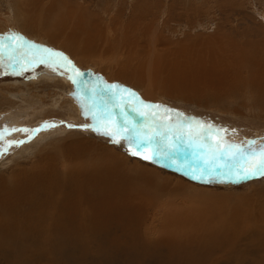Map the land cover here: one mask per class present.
I'll use <instances>...</instances> for the list:
<instances>
[{
    "label": "rangeland",
    "instance_id": "374dc122",
    "mask_svg": "<svg viewBox=\"0 0 264 264\" xmlns=\"http://www.w3.org/2000/svg\"><path fill=\"white\" fill-rule=\"evenodd\" d=\"M26 1L0 0V42L11 51L7 46L15 47L21 41L13 42L4 37L15 35L22 38L25 48L28 44L36 46L32 53L20 62L10 60L9 52L0 55V104L17 102L18 100H12L13 94L26 89H29L27 92H29L28 97H32V105L37 103L39 97L46 104H54L58 100L62 101L60 103H65L70 99L71 88L76 94H80L82 82L86 87L83 95L93 102L95 109L92 111L93 114L101 115L105 107L104 102L111 99L113 91H119V99L124 111L127 105L132 109L141 107V102L160 105L158 117L165 115L164 108L172 109L174 110L170 113L172 122L177 120L176 113H180L181 119L186 117L188 121L203 123L205 121V124L213 125L214 129L224 130L220 133L224 143L238 145L248 151L253 148L257 151L264 148V0ZM30 1L31 5H29ZM43 48L62 53L71 64L68 65L61 57L40 63V56L44 54L39 50ZM15 55L19 57V53ZM32 56H35V59H32ZM184 63L187 64V68L183 66L178 71L187 73V79L197 76L198 81L191 80L196 83L195 87L186 89L183 93L184 91L176 89L177 86L171 90L167 89L170 87L164 82L163 88L160 83L165 74L169 76L168 78L165 76L167 79H171L167 72ZM49 70L57 73V79L40 83L38 78H42L41 75L44 76ZM77 71L84 75L78 77ZM157 71L159 76L156 75ZM73 79L77 80V84L72 83ZM64 81L67 84H64ZM108 85H116L117 88L110 90ZM124 89L128 91L125 92ZM163 89H166L167 93ZM132 93L135 95L132 96ZM6 94L11 99L7 98ZM126 95L132 96V101L135 103L130 104ZM18 98L20 100V97ZM134 109L127 113L128 116L137 126L144 125L148 118L138 115ZM118 110L120 108L113 109V122L116 124L113 125L114 127H122L123 124L121 110ZM46 115L48 118L27 125L28 133L25 136H16L10 140L24 141L20 143L23 147L33 142L41 130L49 127H66V131L59 137L61 142L57 146L65 141L74 142L85 138L101 145L96 150L103 155L109 156L113 153L117 160L114 175L119 177L117 190L121 195L131 197L133 200L138 198L145 205L148 222L153 218L159 221L157 216L160 218L167 207L194 209L197 218L201 222L206 221L209 226L217 227L222 221L232 220L243 228L241 235L254 242V244L250 241L244 242L245 245L253 248L242 249L249 252L242 264H258V262L254 263V260L264 259L262 254L264 176H249L230 183L218 179L211 182H206L209 179H193L176 166L174 168L172 162L169 163L161 158L159 162H151L143 160L140 156H132L124 145L125 141L121 140L119 144L113 143L111 136L102 134L103 127L100 132L94 130L98 124L97 120L82 124L71 123L61 109L51 110L50 107L44 114ZM106 121L103 122L107 124ZM85 125L88 127H84ZM3 130L4 127L0 128V132ZM29 136H31L30 140ZM213 137L209 138V143H216ZM4 142L2 140V143ZM2 143L0 146H3ZM12 145L0 156V179L5 182L2 183L5 188L0 189V192L16 188L26 175L33 173L31 169L25 173V176L18 178L12 186L6 184L9 178L21 172L23 168H29L31 161L38 160L58 148L55 144L53 147L45 148L46 152L36 149L26 156L19 155L17 154L19 151L14 150L19 144ZM87 146H90L88 150L96 147L91 143ZM193 150L184 148L174 159L183 160L190 164V167H203L202 164L196 163L199 158L193 157ZM80 151L86 152L85 149ZM55 154H58L60 159L62 156H77L68 152ZM68 159L84 166L78 157ZM226 163H231L226 156L218 161V164ZM67 165L70 167L68 173H75L76 168ZM60 166L59 163L56 168L59 170ZM145 171L160 176V182L153 185L148 174L144 175ZM92 173L89 171L87 176ZM212 175L216 178L221 175L233 176L229 174L227 167L217 168ZM80 177L84 178L83 172H80ZM59 178L60 176L56 178V182ZM154 192L159 195L152 196ZM90 199H86L87 202L85 200L84 203L89 204L98 200ZM38 200L33 194L28 204ZM16 207V202L0 206V212H9ZM25 208H34L44 217L49 210L48 204H43L41 208L34 205L21 206L17 209L18 217ZM212 209L221 214L217 213L220 216L214 215L215 219L209 221L204 212L208 210L206 212L210 214ZM97 217L100 220L107 219L105 215ZM94 221L92 218H87L80 223L89 225ZM149 224L146 223L148 226ZM157 225L160 224L156 223L155 227ZM8 227L6 226V229ZM233 230L232 227L230 233ZM97 237H86V242L85 239L78 241L79 246H83L84 243L87 245H84L87 249L82 252L83 255L81 249H77L75 255L70 254L73 252L68 250H65L66 252L59 250L61 252L56 251L53 255H45L46 251H43L44 255L41 254L39 259L34 257L30 262L34 259L36 264H51L55 258L57 264H100L101 261L102 264L129 263L124 262L123 255L119 252L122 246L114 249L107 241L109 245L104 244L103 248L107 250L104 252L102 250L104 240L102 237ZM46 239L47 236L40 233L30 237L25 245L20 246L18 244L20 239L8 237V242L0 246V264H10L21 256L23 250L27 251V256L37 245L40 247L38 243L42 244L44 240L48 242L46 247H50L52 242ZM100 253L103 254L102 257ZM91 254L94 257H91ZM95 256L99 258H97L98 262ZM156 257L158 256L155 254L149 256V258ZM226 261L231 260L219 253V259L213 264H225Z\"/></svg>",
    "mask_w": 264,
    "mask_h": 264
},
{
    "label": "bare ground",
    "instance_id": "6f19581e",
    "mask_svg": "<svg viewBox=\"0 0 264 264\" xmlns=\"http://www.w3.org/2000/svg\"><path fill=\"white\" fill-rule=\"evenodd\" d=\"M24 4L22 7H24ZM31 4L32 2L29 5ZM33 4L35 3L33 2ZM7 47H9L11 51L13 48H15L11 45ZM11 51L6 50L5 52ZM183 66L187 68V64L184 63V65H177V67L175 66L171 72L168 71L170 73L167 72V74H170L171 79H167L169 76L167 77L165 74L167 78L165 76L163 77L162 83H160L161 86L164 88L165 85H167V87H170L167 89L170 90L174 89V87L176 88L177 86L176 89H179L181 92L184 91L183 93H185L186 89L195 87L196 83L191 80L198 81V77L194 76L192 79L191 77L187 79V73L178 71V69ZM157 74L158 71L156 72V75ZM162 74L164 75V71ZM56 75V72L49 70L46 74H44V76L42 74V78L39 77L38 81H40V83L54 81L57 79ZM40 79H45L47 81H42ZM164 82L165 85H163ZM64 84H67V82L64 81ZM81 85L80 94H76L74 91H72V88L70 89V99H67L66 101L68 103H60L62 101L58 100V102L54 104H46V102L39 97L37 103L32 105V97H28L29 92H27L29 89L22 90L23 92H20L21 90L19 92L16 91L12 96V100H18L17 102L11 101L6 102L5 104H0V128L4 127V130L1 132L4 133L3 141H5L2 143V140H0V143L3 145L0 146V148L5 147L7 141H11V138L16 136H25L24 133L11 131L12 129H28L26 128L27 125L44 120L48 116H44V114L48 112L49 107L51 110H56L57 108H59V110L61 109L68 121L71 123L82 124L93 121L94 119L92 111L95 110L93 108V102H91L88 97L83 95V91L86 89V87L82 82ZM158 86L157 88H162L161 86ZM191 94H193V92ZM18 97H20V100ZM126 97L130 104L135 103L132 101V96L126 95ZM7 98L10 97L7 95ZM134 98L133 100H135ZM133 109L127 105L125 112L130 113L133 111ZM104 120L107 119L105 118ZM106 123H108V121H106ZM112 123L113 125H116L113 121ZM50 128L52 127L41 130L33 142L29 143L28 145L25 144L23 147H21L19 144L14 150L19 151L17 152L19 155L27 156L28 153L33 152L36 149L46 152L47 150H44L45 148L53 147L55 144L57 146L61 142V138L59 137H61L66 131V127ZM53 137L56 138L53 139ZM89 143L96 147L92 150H88V147L90 146H87V144ZM43 144H45V146ZM126 144L127 143L125 142L124 145L128 149V145ZM100 146L101 145L97 144L96 142L85 138L84 140H74V142L65 141L60 146H57V149L54 148L55 150L50 151V154H45L38 160L36 159L33 162L31 161L29 168H23L21 172L13 175L12 178H9L6 184L12 186L18 178L25 176V173H27L29 169H31L33 172L26 175L22 183L16 188L0 192V206L11 205L14 202L17 204V207L9 212H0V246H3L8 242V237L20 239L21 241H19L18 244L23 246L27 243V240H29L30 237L40 233L47 236V241L52 242L50 247H46L48 242H45V240L42 241V244L38 243L40 247H38V245L35 249L31 247L34 251L30 252L27 256V251H21V256L14 259L10 264H36L34 259L31 262L30 260L34 257L39 259L41 254H43V251H46L45 255H53V253L56 251L61 250L66 252L65 250H68L73 252L70 254L75 255L77 253V249H81L82 254V252L87 249V247H85L87 245L84 243L85 246H79L77 245V243H79L78 241L85 239L86 242V237L97 236L102 237L104 240L102 244V250L104 252L107 250L104 249L103 246L109 242L112 244L114 249H118L120 246H122L119 250V252L123 255L122 259H124V262H129H125V264H213L219 259V253L231 260L226 261L225 264H242V261L245 259L246 255L249 254V252L243 251L242 249H252L253 247L244 244L245 241L251 242V240L241 235L243 231L241 225L233 223L234 221L231 220V222L228 219L229 221H222L217 227L211 225L210 227L206 221L201 222V220L197 218L195 214L196 211H194V209L182 210L178 207L176 208L177 210L167 207L160 215V218L157 216L159 221L153 218L150 222H148L149 219L146 220L147 213L145 205L138 198L133 200L131 197L121 195V192L119 193L117 190V187L119 186V184L117 186V180H119V177L114 175V173H116L114 169L115 162L117 161L116 156H114L113 153H110L109 156H106V154L103 155L100 153V151L96 150ZM82 149H85L86 152H81L80 150ZM51 152H53V154ZM61 152L73 153L77 156H62L60 159L58 154L55 153ZM77 157L84 163L83 167L79 164V162L77 163L72 159H68ZM161 159L165 161L168 160L166 158ZM175 160L177 161L176 164L171 163L173 167L176 166L180 169V171L192 176L190 171L191 167H181V165L190 166V164L185 163L183 160ZM168 161L171 162L170 160ZM59 163L61 166L58 170L56 165ZM67 164L76 168L75 173H68L70 167ZM89 171L93 173L87 176ZM80 172L84 173V178L80 177ZM140 173L142 174L141 171ZM145 174H148L150 182H152L153 185L158 184L156 182H160L161 180L160 176L158 175L150 174L147 171L144 172V175ZM58 176H60V178L59 181L56 182V178ZM206 179H210L211 181L216 179L220 181L224 180V182L227 183L237 180L235 176L221 175L220 177L216 178V176L213 175L209 177L207 173L201 178V180ZM138 180H140V178H138ZM2 183L5 182L3 179H0V189L5 188ZM120 188L122 189V187ZM33 194L34 197L38 198L39 200L28 204V201ZM154 195H159V193L154 192L152 196ZM93 198H97L98 200L96 201L94 199L96 202H90L89 204L84 203L86 199L93 200ZM43 204H48L49 206V210L45 217L34 208H25L24 212L18 217L19 213L17 209L19 207L34 205L38 208H41ZM214 209H212L210 214L209 212H206L208 210L204 212L206 219L208 218L209 221L211 219H215L218 213ZM98 215H105L107 219L100 220L97 217ZM87 218H92L95 221L91 222L89 225L80 223V221H84ZM13 222L15 223L13 224ZM146 223H150L149 226L146 225ZM156 223L160 225L155 227ZM6 226L9 227L6 229ZM232 227L234 230L232 233H230V229ZM263 234L264 233H262V235ZM107 241L109 242L107 243ZM80 243L83 244L82 242ZM259 243L261 244L260 241ZM96 244L94 246H96ZM252 244H254V242ZM41 245L45 247H42ZM124 252H126V254ZM153 254L157 255L158 257L149 258V256ZM262 254H264V249L262 250ZM100 255L102 257L103 254L100 253ZM91 257L94 256L91 254ZM95 258L97 260L98 257L95 256ZM107 258H109V256ZM256 262H258V264H264V259L254 260V263ZM51 264H57V260L54 258L51 261ZM100 264H102V261Z\"/></svg>",
    "mask_w": 264,
    "mask_h": 264
},
{
    "label": "snow or ice",
    "instance_id": "6c2138e0",
    "mask_svg": "<svg viewBox=\"0 0 264 264\" xmlns=\"http://www.w3.org/2000/svg\"><path fill=\"white\" fill-rule=\"evenodd\" d=\"M4 39L10 41H21L17 44L11 52L8 53L9 59L20 62L24 60L25 56L32 53V50L36 48L35 45L28 44L25 48L22 38L15 35H9ZM6 46L0 42V55L6 51ZM41 51L44 55L40 56V63L46 61H54L55 58H63L68 65L71 61H67L66 57H63L62 53L54 52L50 49L43 48ZM19 53V57L15 55ZM35 59V56H32ZM76 75L82 77L84 74L77 71ZM72 83L77 84V80L73 79ZM116 85H108V89H116ZM123 91L127 92V89ZM132 96L135 94L132 93ZM120 92L113 91L111 93V99L106 100L104 111L101 115L93 114V119L98 121L94 130L101 131V127L104 128L103 135L112 137V142L119 144L121 140L125 141L128 145V150L132 156H140L143 160L151 162H159V158H166L173 164L177 161L174 157L182 151L184 148H192L193 157H198L197 164H202L203 167H191L190 171L193 179H201L207 173L211 177L212 173L219 167H227L229 174L237 178V180L245 179L249 176L261 175L264 176V148L259 151L251 149L248 151L241 146L224 143L220 133L224 130L214 129L211 124H205L201 121H188V118H180L182 114L176 113L177 120L172 122L170 113L174 110L164 108V116L158 117V110L160 105L144 104L141 102V107L135 108L134 111L138 115L147 117L144 125L137 126L128 116L127 112L121 105ZM120 108L123 116V126L116 128L113 126V109ZM141 109H147L143 111ZM107 119L108 123L103 121ZM72 127V125H69ZM84 127H88L85 125ZM13 132L28 133V129H12ZM215 136L213 137V134ZM213 137L216 143H209V138ZM4 133L0 132V140H3ZM31 139V136L28 137ZM24 141H7L5 147L0 148V156L4 154L8 147H11L13 143L20 144ZM203 153V154H202ZM228 157L230 164H218V161L224 157ZM181 167H190L189 165H181ZM206 182H211L209 179Z\"/></svg>",
    "mask_w": 264,
    "mask_h": 264
}]
</instances>
